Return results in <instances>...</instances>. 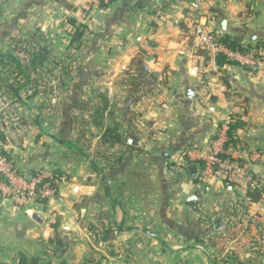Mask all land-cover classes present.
I'll list each match as a JSON object with an SVG mask.
<instances>
[{
	"label": "crops",
	"instance_id": "obj_1",
	"mask_svg": "<svg viewBox=\"0 0 264 264\" xmlns=\"http://www.w3.org/2000/svg\"><path fill=\"white\" fill-rule=\"evenodd\" d=\"M192 1L0 0V149L65 178L39 222L0 211V264H264V189L252 202L184 157L233 117L229 151L264 188V0L198 12L254 70L196 49Z\"/></svg>",
	"mask_w": 264,
	"mask_h": 264
},
{
	"label": "built area",
	"instance_id": "obj_2",
	"mask_svg": "<svg viewBox=\"0 0 264 264\" xmlns=\"http://www.w3.org/2000/svg\"><path fill=\"white\" fill-rule=\"evenodd\" d=\"M90 7L108 5L111 0H87ZM204 0H193L192 33L196 49L208 56H226L228 61L236 62L247 70H254L261 64V55L255 50L233 52L220 41V36L205 30L198 14ZM235 118L230 117L222 122L217 133L211 139L206 152L197 149L186 151V164H197L201 171L199 178L206 181L210 178H221L232 186L246 185L248 192H263L262 182L254 175L253 170L244 164L237 153L230 149L241 148L237 130L233 127ZM64 177L47 170L36 171L30 176L19 171L8 156L0 152V211L8 206L20 210H29L32 206H42L45 201L55 197Z\"/></svg>",
	"mask_w": 264,
	"mask_h": 264
},
{
	"label": "trees",
	"instance_id": "obj_3",
	"mask_svg": "<svg viewBox=\"0 0 264 264\" xmlns=\"http://www.w3.org/2000/svg\"><path fill=\"white\" fill-rule=\"evenodd\" d=\"M112 2V0H111ZM110 2V3H111ZM109 3V4H110ZM76 28L77 31V38L79 36L80 33H82V31L84 30L83 26H74ZM220 41L222 42V44L229 50L233 51V52H246L248 50H252L251 48H249L248 46H246L242 41L238 40V39H230L228 37H220ZM258 52V51H257ZM259 53V52H258ZM219 56H223V55H219ZM226 58V56H224ZM227 60V58H226ZM228 61V60H227ZM231 62V61H230ZM233 127H236V121L233 124ZM237 130V129H236ZM0 138H2L0 136ZM1 154L8 156V154L0 149ZM9 157V156H8ZM10 158V157H9ZM56 174V173H55ZM60 177H62L61 175H59ZM249 199L252 202H256L260 197H261V193L260 192H251L248 194Z\"/></svg>",
	"mask_w": 264,
	"mask_h": 264
},
{
	"label": "water",
	"instance_id": "obj_4",
	"mask_svg": "<svg viewBox=\"0 0 264 264\" xmlns=\"http://www.w3.org/2000/svg\"><path fill=\"white\" fill-rule=\"evenodd\" d=\"M153 1H154V2H157V3H161V2H162V0H153ZM189 169L195 171V170H197V166L192 165V166H190ZM196 200H197L196 196H192V197L189 199V202H190V203H195ZM27 213H29L30 216H31L35 221L39 222V221L41 220V216H40L39 213H35V212H33V210H31V209L27 210ZM222 224H223L222 219H218V220L215 222V227H216L217 229H221Z\"/></svg>",
	"mask_w": 264,
	"mask_h": 264
},
{
	"label": "rangeland",
	"instance_id": "obj_5",
	"mask_svg": "<svg viewBox=\"0 0 264 264\" xmlns=\"http://www.w3.org/2000/svg\"><path fill=\"white\" fill-rule=\"evenodd\" d=\"M42 73H43V72H41V74H42ZM45 125H46V128H47V119H46V124H45Z\"/></svg>",
	"mask_w": 264,
	"mask_h": 264
}]
</instances>
